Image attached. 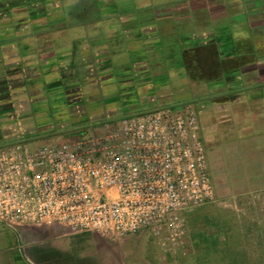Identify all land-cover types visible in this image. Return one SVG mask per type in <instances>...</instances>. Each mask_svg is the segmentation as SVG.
<instances>
[{"label": "crops", "instance_id": "1", "mask_svg": "<svg viewBox=\"0 0 264 264\" xmlns=\"http://www.w3.org/2000/svg\"><path fill=\"white\" fill-rule=\"evenodd\" d=\"M168 37L181 60L164 68ZM161 78L171 90L155 108L196 105L214 204L239 233L191 240L177 264H264V0H0V141L39 103L78 123L85 96ZM143 232L110 241L0 224V264H159Z\"/></svg>", "mask_w": 264, "mask_h": 264}, {"label": "built area", "instance_id": "2", "mask_svg": "<svg viewBox=\"0 0 264 264\" xmlns=\"http://www.w3.org/2000/svg\"><path fill=\"white\" fill-rule=\"evenodd\" d=\"M215 202L189 104L91 123L61 145L0 147V224L120 241L146 232L162 260L185 249L184 214Z\"/></svg>", "mask_w": 264, "mask_h": 264}, {"label": "rangeland", "instance_id": "3", "mask_svg": "<svg viewBox=\"0 0 264 264\" xmlns=\"http://www.w3.org/2000/svg\"><path fill=\"white\" fill-rule=\"evenodd\" d=\"M164 46L161 50L163 56H156L163 59L168 51L174 53L173 59L164 61L163 67H168L173 62L181 60V57L176 54L178 47L175 46V41L168 37L163 40ZM123 57L117 59L118 66H123ZM125 84V83H124ZM121 87L122 89H116L113 91L110 88H104L99 90L98 93H92L89 96H85L82 100L83 110L87 119L81 120L78 123H74L75 118L71 115V110L66 105L61 103H54L52 101L47 103H39L35 106L34 110L29 114H25L21 118L15 120H9L6 123L11 124V129L7 137H4L0 141V147L8 145L25 143L29 147H37L41 145H61L70 141H74L81 138L86 134L88 126L91 123L89 118L96 116H105V121L115 122L123 117L132 116L139 112L145 113L152 109L162 108L163 106L156 107L158 103V97L161 94L170 93V86L166 85L164 79L152 80V82L142 83L134 82L133 86L128 84ZM160 104V102L158 103ZM189 104L196 108L193 102L183 103ZM181 104V105H183ZM164 106V107H172ZM179 106V105H177ZM206 151V150H205ZM208 174L211 177V170L209 167V159L206 152ZM210 204L201 208L193 209L184 214L185 225L187 228V240L185 249L175 254L167 256V262L171 261V264L180 263L179 254L182 252L186 257L190 256L191 252L188 248V244L191 240L197 238H208V235L216 236L219 238L237 236L238 230L233 228L232 231L226 230L232 226V217L225 211L224 205ZM208 208L211 210L208 211ZM224 211L226 213H224ZM141 239L146 240L149 243H154V240L150 236L143 232L140 236ZM156 245V244H155ZM169 263V264H170ZM161 264V261L160 263Z\"/></svg>", "mask_w": 264, "mask_h": 264}, {"label": "trees", "instance_id": "4", "mask_svg": "<svg viewBox=\"0 0 264 264\" xmlns=\"http://www.w3.org/2000/svg\"><path fill=\"white\" fill-rule=\"evenodd\" d=\"M185 57H186V56H185ZM189 66H190V65H189ZM190 67H191V68H190ZM190 67H189V68L192 69V66H190ZM190 69H189V71H191Z\"/></svg>", "mask_w": 264, "mask_h": 264}]
</instances>
